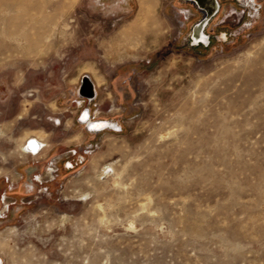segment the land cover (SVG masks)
Returning a JSON list of instances; mask_svg holds the SVG:
<instances>
[{"label":"rangeland","instance_id":"1","mask_svg":"<svg viewBox=\"0 0 264 264\" xmlns=\"http://www.w3.org/2000/svg\"><path fill=\"white\" fill-rule=\"evenodd\" d=\"M190 2L0 0L1 264H264V0Z\"/></svg>","mask_w":264,"mask_h":264},{"label":"bare ground","instance_id":"2","mask_svg":"<svg viewBox=\"0 0 264 264\" xmlns=\"http://www.w3.org/2000/svg\"><path fill=\"white\" fill-rule=\"evenodd\" d=\"M217 1V0H216ZM206 2L209 3V0H207ZM151 7H153L152 5V0H138V9H137V12H136V15L134 17V24L133 26L135 27V25H141V24H146L144 26H142V28H140L138 30V28H134V30H132L131 32L129 31L128 33L124 34V35H121L118 40H119V43L116 45V49L120 51V53L118 54V56L116 57L117 59H119V61H121V59H125V57H129L130 55V49L131 48H136L137 47V44H141L140 41L142 40H139L138 36L140 35H137V32H140L141 30V33H147L149 30L147 28V24L150 26V24H156V21L154 19V17L151 16ZM8 10H9V6L7 7ZM11 9V8H10ZM151 25V26H152ZM155 25H153V28L156 29V26L154 27ZM137 27V26H136ZM130 28V26H129ZM125 28H123L124 30ZM122 30V29H121ZM126 30V29H125ZM124 30V31H125ZM151 31H153L154 29H150ZM123 31V32H124ZM156 31V30H155ZM126 32V31H125ZM124 32V33H125ZM121 33V32H120ZM152 33V32H151ZM155 33V32H153ZM204 34V33H202ZM200 35V34H199ZM199 35H196V38L199 37ZM118 36V35H117ZM200 38H203V36L200 35ZM108 43V42H107ZM261 43V42H260ZM113 46V44H112ZM115 49V48H114ZM116 52V51H115ZM250 52V51H249ZM247 53V52H246ZM132 55V53H131ZM96 89V88H95ZM96 95H97V90H96ZM112 121V120H111ZM109 120H95V122L93 123V125H95L94 128H99V127H102L104 125L108 126L109 124L110 125H115L113 122H111ZM68 122V121H67ZM109 125V127H110ZM28 138V139H27ZM24 141V144H22V148L25 150L27 149V142L32 139L31 141V145L32 147H36L37 146H41L44 142L41 141V139H39L38 137H27ZM33 142H35V144H33ZM40 150L37 151V153L39 152ZM36 153V151H35ZM105 170V169H104ZM50 172V171H49ZM38 176V175H37ZM73 178V177H72ZM6 200V199H5ZM4 204H6V202H4ZM3 210V209H2ZM2 212V211H1ZM6 229V228H4ZM3 231V230H2ZM13 231V230H12ZM5 240V239H4ZM0 264H1V258H0Z\"/></svg>","mask_w":264,"mask_h":264},{"label":"water","instance_id":"3","mask_svg":"<svg viewBox=\"0 0 264 264\" xmlns=\"http://www.w3.org/2000/svg\"><path fill=\"white\" fill-rule=\"evenodd\" d=\"M191 1L194 2L197 5V7L200 10L204 11V13H205V16L199 22H197L192 28V33L190 36L191 42L196 44V45L199 42L207 45L209 43V34H207V33L202 34V33H203V30H204L205 26L207 25L208 21L218 11L219 5H218L216 0H209V3L206 2L207 0H191ZM199 34L204 37L205 41L202 38H200ZM196 35H199V37L196 38ZM78 91H79V94L81 96L88 99L89 101L96 97L95 84L88 75H84L82 77L81 85H80ZM81 115L82 116H81L80 120L82 122H85L86 127H88L91 130L101 131L103 129L110 128L109 126H106V125L99 127V128H94L93 123L95 122V120L90 119V109L89 108L85 109ZM102 120H104V119H102ZM112 129L118 130L119 128L118 129L112 128Z\"/></svg>","mask_w":264,"mask_h":264},{"label":"flooded vegetation","instance_id":"4","mask_svg":"<svg viewBox=\"0 0 264 264\" xmlns=\"http://www.w3.org/2000/svg\"><path fill=\"white\" fill-rule=\"evenodd\" d=\"M241 1H243V0H241ZM245 2H247L248 0H244ZM257 0H252V2H254V4H256L255 2H256ZM192 2V1H191ZM189 3L190 5H189V10H191V13L194 15V16H198L200 13H202L203 14V16H205V13H204V11H202V10H200L198 7H197V5L193 2V3ZM217 3H218V5H219V7H218V11L216 12V14L208 21V23H207V25L205 26V28H204V30H203V33L204 34H206V33H208L207 32V30L209 29V26H210V24H211V22H213V21H216L217 19H219V17L222 15V13H223V8H224V3L222 2V0H217ZM228 4H230V5H233L234 7H236L237 5L235 4V3H230V2H228ZM261 7H262V4H261ZM248 10V9H247ZM259 15H260V11H259V13H258ZM201 15H199V18H201L200 17ZM201 19H199V21H200ZM198 21V22H199ZM225 36H227V34H225V33H223L222 35H221V37H225ZM191 39V38H190ZM204 41H205V39H204V37L202 38ZM199 45H201L202 43H198ZM198 45V46H199ZM209 45V44H208ZM208 45H205V44H203L202 46H208Z\"/></svg>","mask_w":264,"mask_h":264},{"label":"built area","instance_id":"5","mask_svg":"<svg viewBox=\"0 0 264 264\" xmlns=\"http://www.w3.org/2000/svg\"><path fill=\"white\" fill-rule=\"evenodd\" d=\"M32 141V139H30L28 142H27V149H25V152L26 153H29V154H37V151L38 150H41L43 147H44V143L41 145V146H37L36 147H32V145L30 144ZM36 151V153H35Z\"/></svg>","mask_w":264,"mask_h":264},{"label":"snow or ice","instance_id":"6","mask_svg":"<svg viewBox=\"0 0 264 264\" xmlns=\"http://www.w3.org/2000/svg\"><path fill=\"white\" fill-rule=\"evenodd\" d=\"M95 127V125H93ZM33 144H35V142H33Z\"/></svg>","mask_w":264,"mask_h":264}]
</instances>
